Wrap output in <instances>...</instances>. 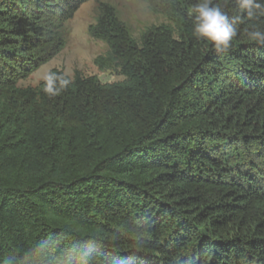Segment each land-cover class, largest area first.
I'll list each match as a JSON object with an SVG mask.
<instances>
[{
    "label": "trees",
    "instance_id": "obj_1",
    "mask_svg": "<svg viewBox=\"0 0 264 264\" xmlns=\"http://www.w3.org/2000/svg\"><path fill=\"white\" fill-rule=\"evenodd\" d=\"M87 0H0V264H264V15L226 53L193 36L198 0H143L133 38L93 0L96 76L19 87L66 46ZM264 5V0H256Z\"/></svg>",
    "mask_w": 264,
    "mask_h": 264
},
{
    "label": "rangeland",
    "instance_id": "obj_2",
    "mask_svg": "<svg viewBox=\"0 0 264 264\" xmlns=\"http://www.w3.org/2000/svg\"><path fill=\"white\" fill-rule=\"evenodd\" d=\"M114 6L118 17L130 30L133 38L138 39L141 33L150 26L165 23L159 15L149 12L143 0H104ZM93 0L85 1L66 24L68 40L64 49L46 64L40 66L25 80L17 83L19 87H36L52 69L63 72L73 78L75 74L82 77L96 76L103 84L122 81V77L113 72L98 71L93 60L106 52V46L89 37L87 28L94 21Z\"/></svg>",
    "mask_w": 264,
    "mask_h": 264
},
{
    "label": "clouds",
    "instance_id": "obj_3",
    "mask_svg": "<svg viewBox=\"0 0 264 264\" xmlns=\"http://www.w3.org/2000/svg\"><path fill=\"white\" fill-rule=\"evenodd\" d=\"M239 8L251 19L256 15H264V5L256 0H238ZM193 17L192 34L197 39L210 42L217 53H226L232 47L234 38L238 35L241 16L230 17L219 7L212 5V0H198L191 8ZM250 41L264 46V31L251 30L247 33ZM69 80L55 73L46 77L44 91L57 95L61 89L67 87Z\"/></svg>",
    "mask_w": 264,
    "mask_h": 264
}]
</instances>
